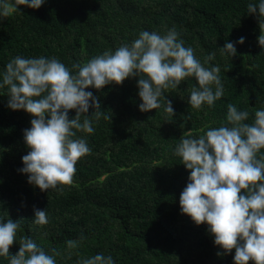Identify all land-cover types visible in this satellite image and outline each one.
I'll list each match as a JSON object with an SVG mask.
<instances>
[{
  "label": "trees",
  "instance_id": "1",
  "mask_svg": "<svg viewBox=\"0 0 264 264\" xmlns=\"http://www.w3.org/2000/svg\"><path fill=\"white\" fill-rule=\"evenodd\" d=\"M259 2L45 0L38 9L19 6V12L0 17V83L17 56L56 58L74 72L73 64L131 45L142 31L164 35L175 29L202 64L215 53L204 66H219L224 88L212 106L193 109L190 90L198 84L186 78L177 89L165 90L161 107L148 112L139 111L138 77L85 89L111 120L93 116V133H76L74 139H85L90 154L75 165L70 185L43 192L20 171L30 151L23 133L32 117L9 109L7 86L0 89V222L22 220L10 255L18 252L23 235L49 255L52 249L60 252L56 264H78L101 253L114 264H233L235 250L224 255L206 224L197 226L181 214L179 196L190 171L174 151L181 139L199 138L226 124L229 104L249 112L248 124L256 110L264 109V47L258 45L257 16L247 10L249 3ZM241 37L244 43L237 44ZM226 42L235 45V56L221 53ZM165 100L171 101L173 116L164 112ZM92 112L89 108L86 115ZM68 115L74 118L75 111ZM35 210L46 211V225L33 223ZM69 240L81 242L69 249ZM0 264H9L8 258L0 257Z\"/></svg>",
  "mask_w": 264,
  "mask_h": 264
},
{
  "label": "clouds",
  "instance_id": "2",
  "mask_svg": "<svg viewBox=\"0 0 264 264\" xmlns=\"http://www.w3.org/2000/svg\"><path fill=\"white\" fill-rule=\"evenodd\" d=\"M44 2L0 0V17L19 12V6L38 9ZM247 10L257 16V39L262 48L264 0L258 5L249 3ZM236 43L243 44L244 38ZM220 51L236 55L232 42H226ZM214 57L215 53H210L202 64L194 50L178 39L175 29L164 35L142 31L131 45L123 44L114 53L106 51L86 63L73 64L74 72L56 58L15 57L6 65L0 89L7 86L9 109L23 110L32 117L30 129L23 133L30 151L22 157L21 173L42 192L73 182L75 165L91 151L85 139H74L76 133H93V116L97 121L101 117L111 120V113L105 115L99 99L85 89L100 90L138 77V96L142 101L139 111L148 112L161 107L159 100L165 90L177 89L183 80L194 77L198 87L191 88L188 103L193 109L204 104L212 106L224 92L219 66H204ZM89 108L93 109L91 116L86 115ZM71 110L75 117L69 119ZM164 112L174 115L171 101L165 100ZM248 118V111H238L229 104L226 124L208 129L199 138L180 140L174 154L181 158L190 176L179 196V206L181 214L190 217L194 224L208 226L214 244L224 255L235 250L233 264H264V155L258 156L264 150V109L255 111L253 123H244ZM21 221L9 218L0 222V257L8 258L9 264H56L55 257L60 252L52 249L53 254L49 255L23 235L18 252L9 254L10 247L17 243ZM33 223L46 225V211L35 210ZM81 240H69L67 247L75 249ZM78 264L114 261L101 253Z\"/></svg>",
  "mask_w": 264,
  "mask_h": 264
}]
</instances>
